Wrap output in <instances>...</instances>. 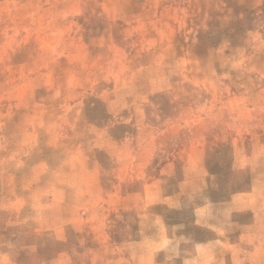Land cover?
<instances>
[{
	"label": "rangeland",
	"instance_id": "obj_1",
	"mask_svg": "<svg viewBox=\"0 0 264 264\" xmlns=\"http://www.w3.org/2000/svg\"><path fill=\"white\" fill-rule=\"evenodd\" d=\"M264 217V0H0V264H248Z\"/></svg>",
	"mask_w": 264,
	"mask_h": 264
},
{
	"label": "crops",
	"instance_id": "obj_2",
	"mask_svg": "<svg viewBox=\"0 0 264 264\" xmlns=\"http://www.w3.org/2000/svg\"><path fill=\"white\" fill-rule=\"evenodd\" d=\"M257 227L255 240L242 242V258L248 264H264V217L258 215L254 218Z\"/></svg>",
	"mask_w": 264,
	"mask_h": 264
}]
</instances>
